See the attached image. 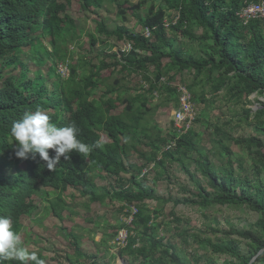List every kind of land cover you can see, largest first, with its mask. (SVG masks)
Listing matches in <instances>:
<instances>
[{
  "label": "trees",
  "instance_id": "1",
  "mask_svg": "<svg viewBox=\"0 0 264 264\" xmlns=\"http://www.w3.org/2000/svg\"><path fill=\"white\" fill-rule=\"evenodd\" d=\"M79 1L87 12L112 3L117 17L125 23L131 9L141 29L134 31L122 24L110 28L100 18L95 30L89 33V47L96 52L95 56L87 57L77 52L84 45L82 33L75 20L65 13L72 0H0V215L11 217L13 229L22 233V217L32 214L36 209L35 197H40L48 202L45 209L62 219V212L69 209L64 198L69 189L90 202L103 204L106 199L120 202V209L134 204L137 212L132 216V224L119 223L111 235L113 238L127 227V245L119 251L120 255L133 256V264H190L183 255L185 248L174 244L173 236L158 232L164 226L158 222L164 205L173 201L196 205L201 210L213 206H247L260 214L255 222L257 230H230L240 239L245 238L244 250L234 239L203 238L202 231L192 225L193 232L181 228L178 234L185 246L192 241L229 257L221 263L207 258L205 264H264V140L261 137L264 102H259L262 105L254 113L244 108V116L240 117L260 134L254 136L234 137L220 126H216L215 132L209 131L204 121L209 117L205 116V110L195 122V126L203 128L197 131L194 126L181 135L175 126L164 135L154 119L162 107H179V94L173 81L185 71L193 76L192 84L186 86L196 104L205 102V87L197 89L199 83L209 86L212 97L223 91L225 98L234 102L250 98L254 93L264 94L263 24L254 19L243 25L237 16L245 3L257 0H139L130 7H125L128 0ZM146 8L142 19L140 11ZM172 11L179 17L167 28L164 20L173 22ZM197 28L202 30L199 36L194 33ZM146 29L150 37L145 36ZM97 34L105 35L106 39ZM178 35L196 42L197 50L177 44ZM112 37L128 42L132 49L113 50L108 42ZM61 64L68 68L66 78L58 73ZM106 70L110 71L109 76L103 75ZM134 76H139V80L131 86ZM162 77L166 78L165 82L161 81ZM102 87L100 98H91L92 92ZM155 92L159 95L157 99ZM37 109L47 113L57 127L75 124L79 129L78 139L92 146L90 154L84 156L73 151L70 159L61 157L53 171L47 169L39 154L35 157L29 154L26 159L16 157L11 127L25 112ZM102 134L109 140H103ZM173 140L176 146L165 150ZM97 142L100 147L95 146ZM232 143L246 149L257 161L255 178L242 176L233 166ZM134 153L146 162H131ZM49 155H54L52 149ZM211 155L221 164L211 160ZM236 159L242 168L244 158ZM20 161L26 165H20ZM167 162H176L195 186L193 190L183 186L189 193L183 200L156 194L154 184L159 179L171 181ZM151 164L155 172L153 184L149 182V172L143 173ZM191 164L195 171H191ZM197 172L202 178H198ZM96 178L113 179V182L98 186ZM172 215L178 223H190L175 213ZM65 235L72 238L73 249V254L64 253L67 261L81 264L82 260L94 258L93 264H97L96 256L82 251L78 234L71 229ZM35 252L44 258L42 251ZM194 255L199 261L197 250Z\"/></svg>",
  "mask_w": 264,
  "mask_h": 264
},
{
  "label": "rangeland",
  "instance_id": "2",
  "mask_svg": "<svg viewBox=\"0 0 264 264\" xmlns=\"http://www.w3.org/2000/svg\"><path fill=\"white\" fill-rule=\"evenodd\" d=\"M137 1L138 0H130L125 4V7H130L131 4L136 3ZM65 13L69 14L75 20V23L83 36L81 41L84 45L82 47L80 45L77 48V52H80L87 57L95 56L96 52L90 50L89 47V33L95 30L96 21L100 18L104 19L110 28L122 24L134 31L141 29V25H139L134 17L135 15L131 14V10L128 12V21L125 23L122 19L117 17L118 12L112 3H106V5L101 8L89 13L83 10L79 0H72V3L67 6ZM146 13V10L141 11L140 17L144 19ZM176 15V11L171 12L173 18ZM201 32V28L194 29V33L197 36H199ZM97 35L102 39H106L105 35ZM175 41L177 44L179 43L184 47L192 46L194 47V50H197L196 42L184 39L180 35L177 36ZM108 42L113 45V50L124 49L127 46H125L127 43L118 41L115 37L108 38ZM70 48L73 49V46L71 45ZM96 49H99V46ZM64 71L67 75V71ZM44 72L46 71L44 70ZM61 74L64 76L63 72H61ZM110 74L109 70L103 72L104 76H109ZM201 78L205 79L203 76H201ZM138 80L139 77L137 76L131 78V86L136 85ZM192 82L193 76L191 73L185 71L183 75H177L175 77L173 85L176 87L178 85H190ZM202 86L205 87V102H199V104L195 103V107L199 115L203 110L207 113V115L205 114L206 117L209 115V117L204 120L208 123L209 131L215 132L216 126H220L224 130L230 131L234 137L260 135L256 133L252 124H249L246 120H240V117L244 116V108H249L252 113L256 112L262 105L259 102H264V94L257 95L254 93L250 98L246 99L245 97L242 101L234 102L226 99V95L222 94L223 91L218 92L215 97H212V93L207 84L199 83L196 88H202ZM103 92V87L96 89L92 92L91 98H100ZM245 100H251L252 102L248 103ZM173 112L174 109L171 106L168 108L162 107L154 115V119L158 122L164 135H167L169 130L173 127ZM195 128L197 131H200L203 126L199 125L195 126ZM261 137L264 140V135ZM103 139H108L105 134H103ZM206 146L209 147L210 145L206 142ZM144 149H146V151L149 150L146 146H144ZM230 149L232 150L231 160L237 171H239L242 176L255 178L257 161L253 160L246 149L235 143L230 145ZM236 157L244 158L245 161L242 163V168ZM210 158L217 165L221 164L220 160L215 155H211ZM130 161L138 164L146 162L145 159L136 153L130 157ZM166 165L169 176H171V181H168L167 178L159 179L154 184L156 194L164 197H172L173 200H183V198L187 197L189 194L188 191L183 190V186H185L187 190H193L195 186L189 176L183 172L176 162H167ZM147 168H149V182L153 184L155 172L152 169V164ZM190 169L191 171H195L193 164H191ZM196 174L198 175V178H202L198 172ZM123 176L126 177L127 175L123 174ZM109 182H113V179H96L98 186H108ZM64 198L66 199V204L69 205V209L64 210L62 212L63 218L59 219L53 215L51 210L45 209L48 202L40 197H35L37 209L30 216L22 217L23 232L21 235L23 236L22 240L24 241V245L28 250L34 252L42 251L47 264H72V260L67 261L64 256L66 251L69 254H73V249L70 245L72 238L65 235L72 229L80 236L82 250L87 254L96 256L97 264L134 263L133 256H120L117 247L118 244L116 243L117 245L114 246V241L117 238H111V235H113L116 226L119 223L126 222L128 224L131 219V217L126 215V210L120 209L122 203L111 202L108 199H106L103 204L97 201L90 202L88 198L80 196L78 192H75L72 189L65 192ZM148 202H150V204L152 202L153 206L156 205V202ZM162 212L163 213L158 218V222L164 223V226L159 228V234L162 236H173L172 242L179 247L185 248L186 252L184 251L183 255L188 258L190 264H205L207 258L218 259L221 263L224 259L228 260L229 257L226 255L221 256L215 254L214 252H211L210 249H204L200 247L198 243L192 242L191 240V243L185 246L182 242V237L178 234V230L186 228L188 232L191 233L193 230L190 229V225H192L196 229L202 231L200 232V235L203 238H211L212 240H217L218 238L234 239L236 240L235 242L239 243L240 249L244 250L247 248L245 238L240 239L236 233L231 234L230 230L256 231L257 228L255 227V222L260 217L259 213L249 209L247 206H213L201 210L196 205H188L186 203L175 204L173 201L167 202L164 205ZM172 213L177 214V216H180L184 221H189L190 223L176 222L174 219L175 216L172 215ZM176 226H179V228L176 229ZM54 249L56 252L53 251ZM196 250L199 252V261H197L198 257L194 255ZM94 260V258L85 259L82 260L81 264H93ZM235 262L236 260L234 263Z\"/></svg>",
  "mask_w": 264,
  "mask_h": 264
},
{
  "label": "clouds",
  "instance_id": "3",
  "mask_svg": "<svg viewBox=\"0 0 264 264\" xmlns=\"http://www.w3.org/2000/svg\"><path fill=\"white\" fill-rule=\"evenodd\" d=\"M129 1L130 0H128L127 2ZM263 2L264 0L251 1L249 3H245V5L240 10H238L237 16L243 25H246L251 20L257 19L262 22L264 28V19L262 17L259 16L250 17V16L242 15L244 10H246L249 6L257 5V4L262 5ZM147 8L144 10H147ZM178 17L179 15L177 13V15L174 17L173 22H170L167 19H165L164 20L165 27L168 28L171 24L176 23ZM144 34L146 37L151 36V33L148 29L144 31ZM125 43H127L125 44V46L126 45L127 46L124 49L122 48L121 50L125 52H129L132 49V47L128 42ZM59 66H58L59 67L58 73L61 75L62 78H66L69 74L67 66L63 64ZM64 70L67 71V75ZM61 72H63L64 76H62ZM161 81L165 82L166 78L162 77ZM182 89H185L187 93L190 95L189 101L193 109V118L190 119L189 117H186L185 120L177 121L176 114L179 110L183 108L182 97L184 91H182ZM177 92L179 94V107L173 108L174 109L173 126H175V128L177 129L178 135H181L186 133L189 129L195 126V122L197 117L199 116V113H197V109L195 107L192 94L186 85H178ZM154 96L155 99L159 98V95L156 92L154 93ZM78 133H79V129L75 124H69L64 127H57L54 123L50 122V118L47 115V113H45L40 109H37L35 112H25L23 117L20 120L14 122L11 127V135L13 137V141H15L16 157L26 159L28 158L29 154H32L33 157H35L36 154H39L40 158L46 162V167L49 171H53L56 168V166L61 161V157H63L65 160L70 159L71 158L70 154L73 151L79 154H83L84 156L90 154L92 150V146L78 139ZM102 139H103V134H102ZM108 140L109 139H107L106 141ZM95 146L100 147V143L97 142ZM175 146H176V142L173 140L170 141L164 147V149L165 150L173 149ZM49 149H52L54 151V155L51 156L49 155ZM20 165H26V162L20 161ZM152 166L154 165L152 164ZM148 172H149V168H145V171L143 170V173H148ZM44 201L47 202V200ZM124 210H126V212L130 211V214L126 213V215L131 217V219L128 222V224L131 225L132 216L137 212V207L136 205L132 204L128 207H125ZM24 216H30V215H24ZM114 238H117L114 241V246L118 244L117 247L119 252L123 247L127 245V239H128L127 227L120 229L116 234V236L113 237L112 239ZM23 243L24 241H22L21 233L13 229L11 217L0 215V264H4L5 261L16 262V264H46V260L44 258H42L38 253L28 250L25 247V245H23ZM87 255H92V254H87Z\"/></svg>",
  "mask_w": 264,
  "mask_h": 264
},
{
  "label": "built area",
  "instance_id": "4",
  "mask_svg": "<svg viewBox=\"0 0 264 264\" xmlns=\"http://www.w3.org/2000/svg\"><path fill=\"white\" fill-rule=\"evenodd\" d=\"M243 16H250V17H262L264 19V2L262 5H251L246 10H244ZM183 93V108L179 110L176 114V120H185L186 117L190 119L193 118V109L191 107V103L189 101L190 95L187 93L185 89H182Z\"/></svg>",
  "mask_w": 264,
  "mask_h": 264
}]
</instances>
